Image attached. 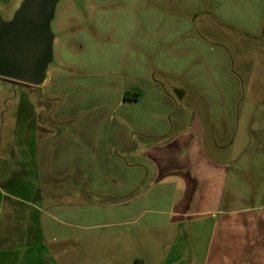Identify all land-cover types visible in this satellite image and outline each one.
Returning a JSON list of instances; mask_svg holds the SVG:
<instances>
[{
	"label": "rangeland",
	"instance_id": "1",
	"mask_svg": "<svg viewBox=\"0 0 264 264\" xmlns=\"http://www.w3.org/2000/svg\"><path fill=\"white\" fill-rule=\"evenodd\" d=\"M16 1L0 0L5 19ZM53 29L43 86L0 78V190L29 211L33 264H237L242 245L253 264L264 187H215L225 236H206L175 215L200 212L185 203L202 188L154 160L171 145V173L203 157L233 172L264 154V0H63Z\"/></svg>",
	"mask_w": 264,
	"mask_h": 264
},
{
	"label": "crops",
	"instance_id": "2",
	"mask_svg": "<svg viewBox=\"0 0 264 264\" xmlns=\"http://www.w3.org/2000/svg\"><path fill=\"white\" fill-rule=\"evenodd\" d=\"M262 126L263 121L258 124L259 128H262ZM202 131L203 127L200 123V134L198 135L201 136ZM191 132L195 133L192 128ZM170 146L171 145H167L164 147L162 154H159L154 160L156 162L154 165L158 172L160 171L164 174L163 181L173 178L179 179L186 185L183 187H193L194 192L197 191L196 187L202 188V194L199 199H195L193 198V195H189L192 200L188 199V202L185 203L188 207L192 204H196V207L202 210L193 213H188V211L185 214L182 212L175 213V215H178L176 218L181 217L182 219L188 217L190 223L193 224L202 222V234L204 230L207 232L206 236H208V229L211 226V228H216L218 236L221 238L224 237L225 231H223V229L228 215L226 216L223 206V192H220L221 194L219 193L216 196L215 187H242V184L245 182L243 176H248L247 186L264 187V154L259 152L252 155L251 159L253 162L251 164V170L245 169L241 163L244 156H247L245 155L246 152H244L240 156H233V160L230 161V164H233V172H230L227 167L224 168L225 164H209L207 158L203 157L204 160L196 158L194 172L183 171L184 173H171V168L168 167V165L170 163L175 165L183 156L176 155L175 149L172 151V147L170 148ZM236 164L239 167H234ZM165 169L170 172L164 171ZM185 170H187V168ZM230 175H232L234 179H230ZM196 177H199V179ZM13 193L12 188L0 190V264H33L30 248L34 245V242L38 243L39 238L33 237L30 232H27V228L31 223L29 222V211L26 207H24V209L19 208V200ZM232 213L233 212L227 214ZM246 214L247 213H237L236 215L239 216V219L241 218L240 220L246 223L249 222ZM215 217H219L217 223H215ZM260 222H264V217L261 218ZM240 247V251H236V263L246 264L247 261L244 259L246 251L244 250V252H242V249L246 246L242 245ZM215 249L218 254H223L226 251L221 243H218ZM259 249L261 251L258 250L255 252L256 256L254 257L255 260L253 261V264H264V259L260 260V256H258L259 253L264 252V248L261 246ZM14 252L18 254V258L11 257V254Z\"/></svg>",
	"mask_w": 264,
	"mask_h": 264
},
{
	"label": "water",
	"instance_id": "3",
	"mask_svg": "<svg viewBox=\"0 0 264 264\" xmlns=\"http://www.w3.org/2000/svg\"><path fill=\"white\" fill-rule=\"evenodd\" d=\"M63 0H17L10 17L0 9V78L29 86H43L49 69L56 64L54 47L58 34L53 29L56 11ZM86 6L87 0H73ZM180 97V95H178ZM200 134V121L192 122Z\"/></svg>",
	"mask_w": 264,
	"mask_h": 264
}]
</instances>
